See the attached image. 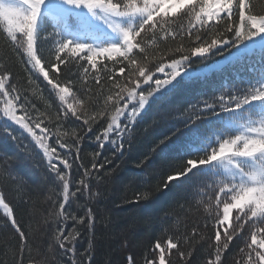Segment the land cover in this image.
<instances>
[{
  "label": "snow or ice",
  "instance_id": "1",
  "mask_svg": "<svg viewBox=\"0 0 264 264\" xmlns=\"http://www.w3.org/2000/svg\"><path fill=\"white\" fill-rule=\"evenodd\" d=\"M62 2L71 9L86 10L93 20L118 33L121 44L96 48L62 38L57 31L42 28L38 31L46 0L0 2V20L7 22L3 39L22 66L26 80L21 83L12 68L0 62V118L19 127L43 150L45 167L54 178L53 191L60 189L62 200L52 198L50 213L56 223L55 246L62 254H71L68 256L71 264H97L95 232L97 222L104 223V215L88 201H99L103 193L99 188L93 192L91 185L115 182L125 162L126 150L138 133V119L149 101L165 89L173 91L184 79L183 73L192 69L194 58L203 62L213 55H223L225 51L255 42H261L264 48V9L257 10L252 0ZM123 19L129 21L127 27L119 23ZM169 38L179 43L170 47ZM98 57L114 62L112 68L122 65L117 69L120 78L116 79L117 71H110L108 65L97 69ZM89 65L91 70H96L92 77L96 85L102 88V79L111 82L107 94L89 86L85 75L90 72ZM74 67L81 70L78 79L72 78ZM101 72L109 74L102 77ZM40 76L46 82L43 87L38 82ZM33 96L43 102V110L32 101ZM252 102L264 103V82L233 91L232 95L222 93L203 100L202 104L190 105L192 111L184 120L194 124L207 110L234 112ZM156 123L154 119L153 124ZM236 123L239 131L222 132L223 138L217 136L216 146L203 157L181 159L183 167L157 173L155 189L150 182H143L132 199L124 198V203L141 205L153 198L154 190L178 186V182L184 181L179 177L187 178L202 167L211 169V175L205 176L206 187L211 191L205 209L209 219L204 229L194 228L190 237L177 235L163 243L156 240L152 247L154 255L145 264H174L173 257L182 264H193L197 243L207 253L202 264H264V115H249ZM4 131L26 157L34 160L23 140L12 136L7 129ZM174 135L175 132L159 140L134 166L143 167ZM52 137L56 138L55 144L48 143ZM87 142L95 144L90 167L80 164L78 167L83 169L80 179H71L73 167L81 159L80 153ZM57 144L65 149L64 154L57 151ZM0 161L11 164L15 159L0 152ZM3 172L11 174V169L0 167V173ZM70 183L76 185L71 192ZM86 195L87 201L81 204V197ZM0 208L4 215L0 224L10 227L18 242L13 253L14 264H24L25 251L31 252L30 241L18 219V210L4 191H0ZM81 208L84 211L78 214ZM209 223L211 231L206 232ZM83 239H87L88 246L80 252L77 244ZM124 264L138 262L129 255Z\"/></svg>",
  "mask_w": 264,
  "mask_h": 264
},
{
  "label": "trees",
  "instance_id": "2",
  "mask_svg": "<svg viewBox=\"0 0 264 264\" xmlns=\"http://www.w3.org/2000/svg\"><path fill=\"white\" fill-rule=\"evenodd\" d=\"M252 3L257 10L264 9V0H252ZM125 20L126 26L124 27H127L129 21ZM185 26H187V21H185ZM41 28L44 31H57L62 38L70 39L74 43L91 45L96 48L108 46L107 43L97 46L88 39L76 36L78 31L72 17H69L66 22H60L48 13H43L39 19L38 31ZM4 29L5 26L0 20V62L7 63L14 75L20 78V82L26 83L22 66L17 62L16 56L6 47L3 39ZM185 40L187 42V37ZM121 42V36H117L111 45H119ZM167 43L170 47H175L179 40L172 41L169 38ZM81 63L87 64V61ZM113 63L104 57H98L97 69L108 65L110 71H117L122 66L116 65L112 68ZM196 68L202 71H196ZM73 72V79L81 76V70L75 67ZM108 74L100 73L102 77ZM85 75L88 77L89 86L94 91L107 94L110 81L102 79L103 87L101 88L92 79L96 75V70L90 68V72ZM183 76L184 79L173 91L165 89L162 94L158 93L149 101V106L138 119L136 125L138 133L131 147L126 150L125 162L115 182L100 185L93 182L91 185L93 192L99 188L103 193V198L99 201H88L99 214L104 215V223L97 222L95 232L97 246L94 256L97 264H124L129 255H133L138 264H145V261L154 255L152 247L156 240L163 243L169 237L175 238L177 235L190 237L194 228L203 230L205 222L209 219L205 211L211 191L206 187L205 179V176L211 175L209 168L195 169V174L189 173L187 178L179 177V180L184 181L178 182L176 187L170 185L166 189L154 190L153 198L150 201L141 202V205L124 203L123 200L125 197L132 199L137 186L143 182H150L152 188L155 189L158 183L157 173L183 167L184 161L181 159L193 156L203 157L206 152L216 146L217 136L223 138L222 132L235 134L239 131L236 122L246 120L249 115L252 117L264 115V103L252 102L234 112L226 113L219 109L207 110L202 113V119L194 124H189L184 120L192 111L190 105L202 104L203 100H211L222 93L232 95L233 91L239 92L254 83L264 82V48L261 47V42L242 45L239 48L225 51L223 55H213L203 62L198 57L194 58L192 69L184 72ZM119 78L120 74L117 71L116 79ZM38 82L41 83V87L46 83L42 76L38 78ZM44 94L48 95L47 90ZM32 101L43 110L42 101L35 96L32 97ZM101 103H103L102 99ZM213 111L217 114L213 115ZM154 119L157 121L156 124H153ZM95 127L98 128L100 125ZM5 129L11 132L12 136L23 140L27 149L33 153L35 162L25 156L12 141L11 136L6 134ZM36 131L39 133V129ZM173 132L176 135L172 136L166 144L161 145L143 167L134 166L159 140ZM55 142V137L48 141L49 144H55ZM56 147L57 151L64 154L65 149L59 148L58 144ZM105 147L108 148L107 145ZM94 149V143H86L84 150L80 153L81 159L73 167L71 179L77 181L80 179L83 172V169L78 167L80 164L90 167L91 153ZM0 152L15 159V162L11 164L0 161V167L11 169V174L0 173V191L5 192L8 200L13 203L14 209L18 210V219L21 220L30 241L31 252L25 251L24 264H64L71 254H62V250L55 246L53 234L56 223L50 215L53 205L52 198L62 200V195H59V188L53 191L54 185L51 182L54 178L45 167L43 150L19 127L0 118ZM75 156L73 151L72 158L75 159ZM213 167L219 168L218 165ZM75 187V183H70V192L74 191ZM86 201L87 195L81 197V204ZM83 211V208L79 209L78 214H82ZM3 219L4 215L0 210V220ZM70 226L71 221H69ZM205 231H211V223ZM17 243L10 227L6 228L0 224V264H14L13 253ZM87 246V239L77 244L80 252ZM195 247L197 251L193 253V264H202L207 253L199 243ZM19 258L17 255L16 259ZM173 260L174 264H182L175 257ZM68 264L71 262L68 261Z\"/></svg>",
  "mask_w": 264,
  "mask_h": 264
},
{
  "label": "rangeland",
  "instance_id": "3",
  "mask_svg": "<svg viewBox=\"0 0 264 264\" xmlns=\"http://www.w3.org/2000/svg\"><path fill=\"white\" fill-rule=\"evenodd\" d=\"M0 2L8 4L15 3L16 0H0ZM43 13H48L60 22H66L69 17H72L76 30L78 31L76 36L78 35L83 39H88L97 46L103 43H107L109 46L112 44L115 37L120 36L101 21L93 20L86 10L71 9L64 5L62 0H46V3L42 7L40 17ZM125 21L126 20L123 19L120 20L119 23H121L122 26H126ZM2 22L6 28L7 22ZM0 210L3 212L2 208H0Z\"/></svg>",
  "mask_w": 264,
  "mask_h": 264
}]
</instances>
